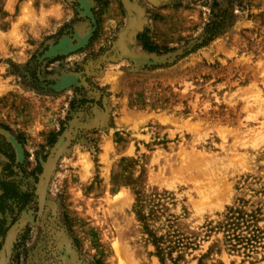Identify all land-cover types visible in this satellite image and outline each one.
<instances>
[{"label":"rangeland","instance_id":"obj_1","mask_svg":"<svg viewBox=\"0 0 264 264\" xmlns=\"http://www.w3.org/2000/svg\"><path fill=\"white\" fill-rule=\"evenodd\" d=\"M0 180L5 264H264V0H0Z\"/></svg>","mask_w":264,"mask_h":264},{"label":"trees","instance_id":"obj_2","mask_svg":"<svg viewBox=\"0 0 264 264\" xmlns=\"http://www.w3.org/2000/svg\"><path fill=\"white\" fill-rule=\"evenodd\" d=\"M226 20V15L217 14V17L213 18L205 29L204 34L207 36V39L218 33L222 29V25H224ZM2 188L4 189L3 186ZM259 211L260 208H257V212L246 214L241 212L238 208H228V212L216 227L223 232L225 240L231 247L238 249L242 248L246 250V252H253L255 248L264 245L263 232L259 227L253 224ZM174 243L183 244V241L178 239L177 241H174ZM159 258L163 262L162 256H159Z\"/></svg>","mask_w":264,"mask_h":264},{"label":"flooded vegetation","instance_id":"obj_3","mask_svg":"<svg viewBox=\"0 0 264 264\" xmlns=\"http://www.w3.org/2000/svg\"><path fill=\"white\" fill-rule=\"evenodd\" d=\"M2 186L4 187V189L2 188ZM0 189H1V193H0V231H1V229H2L1 219H2V217L5 216V211H4L5 207L3 205L6 202V200H8V198L13 195L11 193H13L14 191H13L12 187L10 186V183L9 182L7 183L3 180L2 181L0 180ZM7 189H8V191H7Z\"/></svg>","mask_w":264,"mask_h":264},{"label":"water","instance_id":"obj_4","mask_svg":"<svg viewBox=\"0 0 264 264\" xmlns=\"http://www.w3.org/2000/svg\"><path fill=\"white\" fill-rule=\"evenodd\" d=\"M45 179L43 180L40 188H39V194H40V198L42 200V196H43V191L45 188ZM24 220H20L18 222H16L7 232L6 234V241H5V250L8 249L9 244H10V238L13 232L17 231V229L23 224ZM4 250V251H5ZM6 262V256L4 255L3 257L0 258V264H5Z\"/></svg>","mask_w":264,"mask_h":264}]
</instances>
